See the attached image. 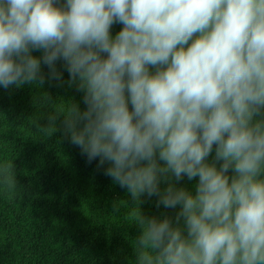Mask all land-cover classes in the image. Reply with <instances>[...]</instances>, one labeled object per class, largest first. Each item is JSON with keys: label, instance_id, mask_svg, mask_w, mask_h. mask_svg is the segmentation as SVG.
<instances>
[{"label": "clouds", "instance_id": "9594fccd", "mask_svg": "<svg viewBox=\"0 0 264 264\" xmlns=\"http://www.w3.org/2000/svg\"><path fill=\"white\" fill-rule=\"evenodd\" d=\"M58 60L87 106L56 110L71 143L179 208L139 210L135 264H264V0H0V87L43 83L42 63L60 80Z\"/></svg>", "mask_w": 264, "mask_h": 264}, {"label": "trees", "instance_id": "16d2710c", "mask_svg": "<svg viewBox=\"0 0 264 264\" xmlns=\"http://www.w3.org/2000/svg\"><path fill=\"white\" fill-rule=\"evenodd\" d=\"M121 28L114 24L112 35ZM31 54L43 55L42 50ZM56 67L60 80L49 78L42 63L43 83L38 78L0 87V166L15 175L14 187L0 184V264H135L139 210L146 218L175 221L179 208L158 205L155 195L136 201L105 174L107 162H89L71 143L64 116L56 110L71 103L81 111L87 106L78 83L69 82L63 60ZM53 124L56 130L46 133ZM213 158L214 150L208 160ZM170 181L195 193L198 178L172 176ZM167 184L162 182L161 189Z\"/></svg>", "mask_w": 264, "mask_h": 264}]
</instances>
